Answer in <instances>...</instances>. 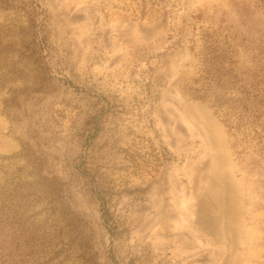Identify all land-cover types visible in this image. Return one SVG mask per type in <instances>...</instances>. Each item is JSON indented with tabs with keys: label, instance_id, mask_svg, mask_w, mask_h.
Segmentation results:
<instances>
[{
	"label": "rangeland",
	"instance_id": "rangeland-1",
	"mask_svg": "<svg viewBox=\"0 0 264 264\" xmlns=\"http://www.w3.org/2000/svg\"><path fill=\"white\" fill-rule=\"evenodd\" d=\"M0 70L10 264H264V0H0Z\"/></svg>",
	"mask_w": 264,
	"mask_h": 264
},
{
	"label": "trees",
	"instance_id": "trees-1",
	"mask_svg": "<svg viewBox=\"0 0 264 264\" xmlns=\"http://www.w3.org/2000/svg\"><path fill=\"white\" fill-rule=\"evenodd\" d=\"M4 86H5V83H3V74H2V71L0 70V91L3 90ZM3 187H5V186H3ZM3 187H0V219L2 217L8 218L7 214L9 212L7 204H8L9 199H10V193H9L10 190L8 191V189H5L4 192L1 193V188H3ZM0 257L2 259L1 260L2 262H0V264H10L9 259L7 257H5L2 254H0Z\"/></svg>",
	"mask_w": 264,
	"mask_h": 264
}]
</instances>
